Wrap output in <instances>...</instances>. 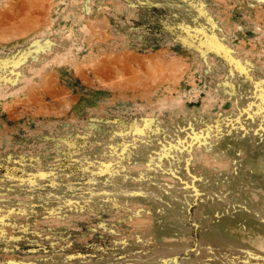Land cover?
Listing matches in <instances>:
<instances>
[{"label":"rangeland","instance_id":"obj_1","mask_svg":"<svg viewBox=\"0 0 264 264\" xmlns=\"http://www.w3.org/2000/svg\"><path fill=\"white\" fill-rule=\"evenodd\" d=\"M0 264H264V0H0Z\"/></svg>","mask_w":264,"mask_h":264}]
</instances>
